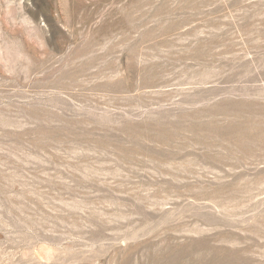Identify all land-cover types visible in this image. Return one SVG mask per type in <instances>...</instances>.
<instances>
[{"label": "rangeland", "instance_id": "rangeland-1", "mask_svg": "<svg viewBox=\"0 0 264 264\" xmlns=\"http://www.w3.org/2000/svg\"><path fill=\"white\" fill-rule=\"evenodd\" d=\"M0 264H264V0H0Z\"/></svg>", "mask_w": 264, "mask_h": 264}]
</instances>
